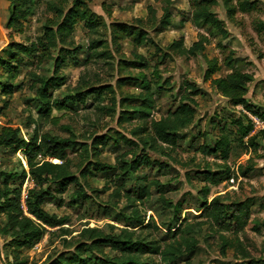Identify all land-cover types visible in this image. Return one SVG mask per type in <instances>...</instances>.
Wrapping results in <instances>:
<instances>
[{"label":"rangeland","instance_id":"374dc122","mask_svg":"<svg viewBox=\"0 0 264 264\" xmlns=\"http://www.w3.org/2000/svg\"><path fill=\"white\" fill-rule=\"evenodd\" d=\"M33 1L30 11L25 16L19 13L8 28L11 7L8 0H0V53L10 44L28 46L43 38V26L52 15L45 9V0ZM170 1V25L152 28L146 24L148 8L155 10L159 18L164 6L162 0H90V10L101 15L107 25L112 22L136 25L135 20H143L146 36L153 41L141 46H136L129 37L113 42L103 29H99L98 34H90L83 22L77 21L68 47L77 48L76 54L64 59L57 74L62 81L58 87L48 88L47 95L50 100L61 101L85 87L107 85L113 88V92L103 90L91 105L69 102L65 108L51 109L48 119H40V112L46 108L40 101L37 93L40 85L35 80L40 76H54V61L45 60L38 65L36 59L26 57L17 69L12 94L9 98L0 96L1 100H8V105L0 109V126L19 128L24 139L38 130L69 137L77 144L69 150L68 156L71 173L78 182L69 184L62 192L57 191L59 186L49 184L53 195L44 205L47 212L65 219L63 230L46 234L34 245L23 248L26 264H55L58 260L63 264H106L109 260L112 261L109 264H116L115 257L125 260L126 253L122 248L90 246L92 241L105 236H118L123 242H145L151 250L144 251L140 261L151 264H242L246 260L240 249L252 257H264V131L255 134V149L248 146L245 137L239 143L233 135L236 127L232 121L236 118L243 121L247 111L241 106H232L209 80L204 79L208 60H215L219 67L213 78L224 77L234 70L251 74L253 81L245 87L246 98L255 110L264 114V0H257L255 9L246 13L238 11L232 0L235 7L232 17L227 15L222 0H212L211 11L223 21L228 32L225 39L211 27L191 21L192 0ZM95 39L104 40V46L97 51L107 50L112 57L107 61L84 62L87 46ZM199 39L204 40V49L195 57H185L169 49L177 40H181L183 48H188ZM52 54L57 56V49H53ZM135 54L144 58L147 67L130 66L131 62L141 64ZM229 58L233 62L232 68L225 64ZM141 75L149 83L154 104L149 118L159 119L174 111L185 82L195 84L201 90L195 97L194 121L180 131L174 147L156 143L154 149L143 151L140 138H145L148 132L135 133L137 127L143 126V121L137 116L127 121L119 120V112L133 110L144 94L139 82L124 79L126 83L122 84L119 78ZM4 76L0 68V84L6 81ZM244 123H247L246 118ZM103 134L112 136V140L97 157L90 149L85 153L80 147L82 142L89 145L93 137ZM221 136H227L231 145L227 159H222L219 154L201 153L203 144L212 149ZM122 137L130 142L125 143ZM113 139L120 141L116 144ZM144 152L164 168L160 169L156 164L142 167L123 180L122 171L118 169L122 159L130 161ZM21 156L20 151L15 153L0 146V171L14 174L10 184L12 187L21 185L22 192L31 188L32 182L28 180V169ZM95 160L115 166V169L105 173L95 171L93 167L88 169V162ZM249 166L253 167L252 171L242 175ZM83 171L85 177H81ZM207 172L218 173L220 183L213 186L207 182L204 179ZM233 175L234 183L231 184L228 178ZM151 180L163 184L165 198L179 207L178 223L173 210L163 206L154 188H149ZM139 188H144L141 196ZM204 190H207L208 201L215 196L227 202L251 200V218L244 231H218L198 216ZM4 222L5 217L0 216V225ZM179 224L178 231L173 232ZM182 238L197 240L193 252L180 254L174 262L161 261L160 252L169 244L175 246ZM224 243L227 248L222 251ZM14 262L8 240L0 238V264Z\"/></svg>","mask_w":264,"mask_h":264},{"label":"trees","instance_id":"16d2710c","mask_svg":"<svg viewBox=\"0 0 264 264\" xmlns=\"http://www.w3.org/2000/svg\"><path fill=\"white\" fill-rule=\"evenodd\" d=\"M11 7L10 18L7 22V27H11L14 23L15 17L22 12L23 16L30 11L33 0H8ZM41 1V0H37ZM227 9V15L232 17L235 12V7L238 11L246 13L255 9L257 0H235V7L233 8L232 0H222ZM90 0H45L43 1L45 9L51 13V18L48 19L43 26V38L39 39L37 43H32L28 46L21 44H10L8 48H4L0 53V68L2 69L5 82L0 84V96L9 98L12 94V83L17 77V69L23 58L36 59L39 65L45 60L54 61L53 75L51 77L40 76L36 78V82L40 85L37 93L45 111L40 112V119H48L51 109L65 108V104L74 102L79 105L90 104L95 100L97 101L103 90L113 92V88L107 85L90 86L85 89L69 95L63 100L53 99L50 100L47 95L48 88H56L60 85L62 78L57 76L62 62L67 55L74 56L77 48L70 47L69 38L72 36L74 26L77 21L83 22V27L90 34H98L99 29L107 32L113 42L119 41L122 38H132V42L136 46H141L146 42L153 43L151 38H147L145 28L142 26L143 20H135L136 25L112 22L109 25L101 15L91 11L88 3ZM164 6L162 7V15L157 18L156 12L152 8H148L146 24L150 27L166 28L170 25L171 11L170 0H162ZM212 0H192L191 1V21L194 24L202 23L214 29L223 39L227 37V29L222 20H220L214 12L211 11ZM232 4V5H231ZM141 25V26H140ZM157 31V30H155ZM259 32V29L257 30ZM181 40L173 42L169 49L176 51L179 55L185 57H195L204 49V40L199 39L192 43L188 48L181 46ZM16 46L17 49H12ZM104 46V40H90L87 46L88 55L86 61L109 60L112 54L107 50L97 49ZM57 49L58 55L53 56L52 50ZM156 49H159L156 46ZM63 51V56L60 54ZM94 51V52H93ZM66 55V56H65ZM141 64L136 65V62H131V67H147V62L141 55L135 54ZM226 66L233 67L232 59L226 61ZM219 67L215 60H208V68L205 72L204 79L209 80L214 89L232 106H241L247 112L253 115L260 116L264 119V114H260L255 110L252 105L247 101L245 87L248 83L253 81V76L246 72L234 70L224 77L213 78V74L217 72ZM3 77V76H1ZM124 79H129L131 83L139 82L140 88L144 94L140 98V104L133 110L129 111L122 109L119 112V120L127 121L134 119L135 116L143 121V126L136 128L137 135H143L148 132L145 138H140L141 148L143 151L147 149H154L156 143L166 145L167 147H174L177 145L178 134L180 131L186 129L194 121L196 115V100L195 97L201 94L200 88L195 84L185 82L184 91L179 98L178 106L174 111H170L166 116L159 119L149 118L151 110L154 108L153 99L150 94V86L146 81L145 76L140 77H127L119 78L122 84H125ZM2 105L0 109L8 105L7 99H0ZM244 116V115H243ZM247 123L243 124L245 118H236L232 124L236 127L233 131L235 139L241 143L242 138H247L249 141L248 146L256 148L253 144L254 137L250 136L252 125L247 118ZM243 118V117H242ZM238 134L236 136V134ZM112 136L108 134L98 135L92 138L89 145L82 142L80 147H83L85 153L93 152L94 157L99 155L102 148L107 146ZM125 143L130 142L128 139L123 138ZM113 143H119L120 140L113 139ZM76 142L69 138H63L50 135L47 132H38L35 130L28 139H24L20 135L19 128L11 126H0V146L9 149L12 152L20 151L24 159V166L28 169V180L32 182V187L26 190V198L21 201V185L12 187L10 184L14 178V174L0 171V216L5 217V222L0 225V238L8 240L9 252L13 256L14 264H26L23 259V248L29 247L40 241L46 234H51L56 230H63L62 226L65 223L63 217L56 214L47 212L44 208L47 198L52 197L53 192L48 186H59L58 192H62L66 186L71 183H77L78 179L75 174L71 173L69 162V150L73 148ZM201 153L205 155L219 154L222 159H227L231 151V145L227 136L218 138L212 149L207 148L204 144L200 147ZM92 155V154H91ZM124 157V156H123ZM119 160V159H118ZM88 169L93 167L95 171L100 173L110 172L115 169V166L105 164L99 160L88 162ZM156 164L158 168H164V165L156 160H152L146 152L142 153L140 157L135 156L130 161L123 160L120 162L119 170L122 171L123 180L129 173H136L142 167H151ZM253 167L249 166L241 172L246 175L252 171ZM85 171V170H84ZM80 172L81 177H85L86 172ZM228 178V177H227ZM226 178V179H227ZM204 179L216 186L220 183L221 177L218 173H204ZM46 184V185H45ZM61 187V190H60ZM154 188L159 195V202L174 212L176 223L180 217V210L176 204H172L165 198V188L158 180H151L149 188ZM146 189V188H145ZM148 191V189H147ZM144 188H139V196L143 195ZM203 203L199 208L198 216L205 221H209L211 225L218 231H232L239 233L244 231L251 218V208L249 199L241 201L227 202L215 196L209 201L207 199V190L203 192ZM136 214V212L134 213ZM137 218L138 215L136 214ZM142 224L141 220H137ZM180 224L174 229L173 232L178 231ZM108 245L114 250L122 248V252L126 253V259L121 261L120 258L115 257L116 264H151L149 261H140V256L144 251H150L145 242L141 240H126L123 242L118 236L110 237L105 236L96 239L90 243V246ZM197 247V240L194 238H182L177 241L175 246L169 244L164 250L160 252L161 261L174 262L177 257L182 253H192ZM227 248L224 243L222 251ZM241 255L246 260L242 264H264V257H252L243 249H240ZM137 254V255H135ZM112 262L111 260L105 261L106 264ZM53 264V263H52ZM55 264H63V261H57ZM240 264V263H235Z\"/></svg>","mask_w":264,"mask_h":264},{"label":"built area","instance_id":"2783aa9c","mask_svg":"<svg viewBox=\"0 0 264 264\" xmlns=\"http://www.w3.org/2000/svg\"><path fill=\"white\" fill-rule=\"evenodd\" d=\"M245 115L247 116V118L249 119V121L252 125V131H251L250 135H255L259 131H264V119H261L260 117L253 115L250 112H246ZM235 173H236V175H238L237 171H235ZM228 182H230L231 184L234 183V175L230 176L228 178ZM25 198H26V190L24 189L21 192V201L23 202Z\"/></svg>","mask_w":264,"mask_h":264}]
</instances>
